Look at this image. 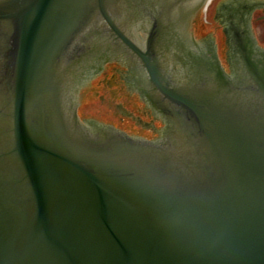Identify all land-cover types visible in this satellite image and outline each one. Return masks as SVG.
Listing matches in <instances>:
<instances>
[{"label": "water", "instance_id": "water-1", "mask_svg": "<svg viewBox=\"0 0 264 264\" xmlns=\"http://www.w3.org/2000/svg\"><path fill=\"white\" fill-rule=\"evenodd\" d=\"M133 1L0 2V264H264V65L244 85L215 71L191 92L173 89L155 52L164 33L152 31L146 50L127 35ZM99 21L168 102L162 145L71 116L73 87L106 53L96 32L75 50ZM122 57L112 69L132 79L108 77L90 113L114 129H160L137 111L131 90L146 89Z\"/></svg>", "mask_w": 264, "mask_h": 264}, {"label": "flooded vegetation", "instance_id": "flooded-vegetation-1", "mask_svg": "<svg viewBox=\"0 0 264 264\" xmlns=\"http://www.w3.org/2000/svg\"><path fill=\"white\" fill-rule=\"evenodd\" d=\"M166 7L171 9V13ZM130 11L122 21L131 22L127 35L140 49H147L149 36L156 28L160 35L164 33L155 52L162 79L173 89L191 92L190 86L195 88L196 82H203L202 75L206 76V80L211 79L215 71H229L232 79H242L244 85L249 78L246 71L253 66L264 65V0H192L183 3L173 0H134ZM207 24H211L212 28L204 32ZM94 27H97L96 30L89 29L78 40L75 50L84 49L87 36L91 37L96 32L100 34L96 37L97 42L106 53L102 57L91 59L87 72L73 87L71 116L77 114L81 123L90 130L100 127L142 143L162 145L170 126L168 117L165 116L172 115L169 113L170 106L166 104L167 101L151 83L147 72L129 49L120 40L110 38L101 21ZM125 55L139 66L137 74L142 78V87L146 89L138 92L134 88L129 89L134 96L140 95L139 105L142 107L137 111H141L143 117L151 122L158 123L160 129L153 127L149 128L148 133H138L135 128L124 127L125 124L114 129L99 122L90 113L95 100L106 102L109 94L107 89L113 87L107 82L108 77L115 79L120 76L126 81L132 79L133 74L121 71V66L119 69H112L114 65H121L120 58ZM238 71L241 72L240 75L237 74ZM217 77L219 79V76ZM218 82L221 86L220 79ZM93 84L96 85L91 89L93 98L87 100L88 96L83 92L84 96L80 102L83 89ZM137 85L139 84L136 83ZM111 93L113 98L117 96L116 92ZM119 109L127 118L133 120L136 127H144L142 118H137L122 105ZM120 120L123 123L124 119Z\"/></svg>", "mask_w": 264, "mask_h": 264}]
</instances>
